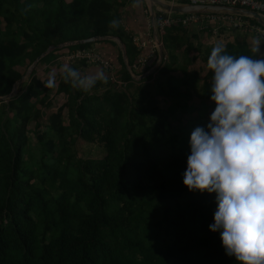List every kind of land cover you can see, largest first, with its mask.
<instances>
[{
  "label": "trees",
  "instance_id": "obj_1",
  "mask_svg": "<svg viewBox=\"0 0 264 264\" xmlns=\"http://www.w3.org/2000/svg\"><path fill=\"white\" fill-rule=\"evenodd\" d=\"M127 1L0 0V96L52 46L19 89L0 98V264H240L209 229L216 193L183 183L191 133L207 123L204 112L188 118L200 106L181 98L194 89L210 99L213 76V47L193 45V24L165 28L168 55L155 74L134 78L120 56L124 85L107 76L84 92L54 63L93 42L58 44L110 34L130 65L140 53L133 34L121 23L109 27ZM217 44L237 58L253 56L246 35ZM195 51L205 68L191 67ZM44 65L56 71L57 87H45ZM84 65L69 66L81 72ZM78 139L101 151L78 154Z\"/></svg>",
  "mask_w": 264,
  "mask_h": 264
},
{
  "label": "clouds",
  "instance_id": "obj_2",
  "mask_svg": "<svg viewBox=\"0 0 264 264\" xmlns=\"http://www.w3.org/2000/svg\"><path fill=\"white\" fill-rule=\"evenodd\" d=\"M112 19L110 28H118ZM264 37L252 41L255 57L227 54L215 45L207 66L213 71L211 113L207 130L196 127L190 137L191 153L183 183L189 191L216 193L212 232H220L226 255L240 264H264ZM65 83L84 92L97 82L107 83L103 70L93 75L64 64ZM56 71L48 74L47 88L57 87Z\"/></svg>",
  "mask_w": 264,
  "mask_h": 264
},
{
  "label": "built area",
  "instance_id": "obj_3",
  "mask_svg": "<svg viewBox=\"0 0 264 264\" xmlns=\"http://www.w3.org/2000/svg\"><path fill=\"white\" fill-rule=\"evenodd\" d=\"M170 3H194V4H215V5H228L242 7L257 11L264 19V0H165ZM147 22L149 27V35L146 40H140L136 35H132L133 42L137 45L139 50L148 45L151 48L148 56H153L154 60L151 66V73L155 74L160 62L166 59V54L163 56L159 54V47L162 46L163 50V34L165 28L172 24L183 25H196L198 28H204L207 31L216 33L220 28L225 29H246L253 30L256 35L264 37V24L259 22L251 15H243L236 12H222V11H206V12H175L164 9L158 4L148 6L146 8ZM126 30L128 27L123 24ZM115 38V37H113ZM139 56V57H138ZM137 59L141 62L145 61L144 55H138ZM76 61H83L85 63H97L109 72L111 81L119 85H124L125 81L122 80L117 71H115L114 64L102 56L98 50L93 46L77 47L71 50H65L59 53L54 58V63L72 64ZM126 67L134 78H138L139 74H135L130 65L125 59Z\"/></svg>",
  "mask_w": 264,
  "mask_h": 264
},
{
  "label": "crops",
  "instance_id": "obj_4",
  "mask_svg": "<svg viewBox=\"0 0 264 264\" xmlns=\"http://www.w3.org/2000/svg\"><path fill=\"white\" fill-rule=\"evenodd\" d=\"M147 5H149V1L147 0H128L122 6L120 13L121 15L119 22L122 25L125 24L128 27V29L131 31V33L136 35L140 40H146L147 36L149 35V27L147 22V13H146ZM243 35H246L247 41L252 46V41L257 36L250 35L249 33ZM107 36L108 37L94 41L92 45L98 50V52L102 56L108 58L114 64L115 71H118L122 65L120 62V56L124 61V65L126 66L125 57L122 56V47L124 48V44L121 41V39H119L117 36L110 34ZM149 52H151V48L148 45L143 46L140 49V53L138 55H144L146 58L145 61L144 62L139 61L137 59L139 56L137 55L138 57L136 56L134 61L129 66L135 74H139L138 78L151 72L150 69L154 58L152 55L148 56ZM260 52L264 53V43H262L260 46ZM80 62L83 61H76L75 63L72 64L80 66ZM60 65L61 66L59 67V69H61L63 64ZM40 68H41L40 69L41 73H43L47 69L45 65L41 66ZM98 70H103L106 76L109 75V72L106 71L102 66H100L97 63H85L81 71V74L93 75ZM50 72L51 69L49 68L44 72V74H48Z\"/></svg>",
  "mask_w": 264,
  "mask_h": 264
},
{
  "label": "rangeland",
  "instance_id": "obj_5",
  "mask_svg": "<svg viewBox=\"0 0 264 264\" xmlns=\"http://www.w3.org/2000/svg\"><path fill=\"white\" fill-rule=\"evenodd\" d=\"M147 1H149V0H147ZM148 6L149 5H147V7ZM193 32L195 33V35H193ZM247 33H249L250 35H254V36H261L259 34L256 35L257 33H255L253 30H251L249 28H246V29H225L222 27L216 33H213L212 31H207L204 28L202 29V28H198L196 25H192V27L188 30V35L191 36V40L193 42V45L194 46H201V48L208 47V46L214 47L217 43H223L227 39H230L235 35H241V34H247ZM250 35H249V37H250ZM176 52L178 55V60H179L178 62H180L184 58L183 49H178ZM194 53L198 56V59L196 61L192 62L193 64L191 65V67L197 68V66H202L203 68H205L206 65H204V63L200 59L202 54L199 52L196 53V51ZM30 66H31V63L23 66V69H25V72L28 68H30ZM34 66L36 68L38 65H36V63H35L34 65H32L31 69ZM174 71H176V69L173 70V72ZM28 74L29 73H26V74L24 73L25 76H24L23 81L25 79L27 80ZM20 84H21V82L18 85H16L15 92L19 89ZM192 92H194V96H191L190 98H187V99L181 98V102L186 101L187 103H190L194 107L200 106V108L193 110V112L190 111V114L186 113L185 115L188 118L192 119V117H193V118L197 119L200 117V115L198 116L197 113L198 112H204L205 113V123L208 124L210 122L211 112H213L215 109V102L211 101V99H206L204 101V99H202L196 95L197 92L194 89H192ZM60 100H58L57 102H59ZM203 102H206V103L203 104ZM184 119H185V117H184ZM31 137H33V136H31ZM76 146L78 147V154H81V155L88 154V150L92 154H97L101 151L100 148L98 147V145L92 144V143H85L81 139L77 140Z\"/></svg>",
  "mask_w": 264,
  "mask_h": 264
},
{
  "label": "water",
  "instance_id": "obj_6",
  "mask_svg": "<svg viewBox=\"0 0 264 264\" xmlns=\"http://www.w3.org/2000/svg\"><path fill=\"white\" fill-rule=\"evenodd\" d=\"M154 4H158L166 10L175 11V12H206V11L236 12V13H240L243 15H251V16L255 17L259 22L264 24V19L261 17V15L257 11L242 8V7L228 6V5H215V4L180 3V2L170 3V2H167L165 0H149L150 6H153ZM105 37H108V36L107 35L103 36V37L88 36V37L80 38L78 40H71V41L62 42V43L58 44V47L63 46V45H67L70 43L94 42L96 40H100V39L105 38ZM51 48H52V46H49L44 52H42V54H40L37 58H35V60L31 63L30 68H28L26 70L25 74L29 73L32 65H34L36 63V61L41 57V55L45 54ZM159 54H162V46L159 47ZM122 56L125 57V51H124L123 47H122ZM24 76L25 75H22L16 81L12 90L8 94H6L4 96H0V98H5V97L7 98V97H10L11 95H13L15 93L16 85H18L20 82L23 81Z\"/></svg>",
  "mask_w": 264,
  "mask_h": 264
}]
</instances>
